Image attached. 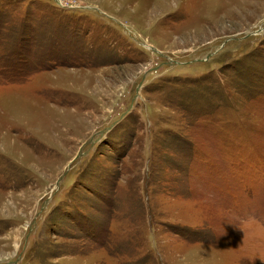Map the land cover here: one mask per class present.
<instances>
[{
	"label": "rangeland",
	"instance_id": "rangeland-1",
	"mask_svg": "<svg viewBox=\"0 0 264 264\" xmlns=\"http://www.w3.org/2000/svg\"><path fill=\"white\" fill-rule=\"evenodd\" d=\"M0 264H264V0H0Z\"/></svg>",
	"mask_w": 264,
	"mask_h": 264
}]
</instances>
